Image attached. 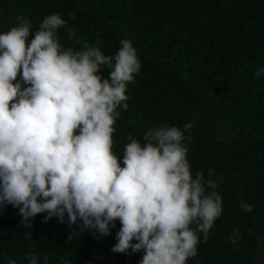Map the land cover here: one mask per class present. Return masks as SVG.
I'll return each instance as SVG.
<instances>
[{
  "label": "clouds",
  "instance_id": "obj_1",
  "mask_svg": "<svg viewBox=\"0 0 264 264\" xmlns=\"http://www.w3.org/2000/svg\"><path fill=\"white\" fill-rule=\"evenodd\" d=\"M17 19L0 33V207L19 208L27 228L37 214L46 213L45 223L67 215L70 228L80 221L76 236L86 229L107 236L119 220L113 253L143 250L139 264H187L198 254V233L207 241L223 212L214 169L209 178L192 175L185 143L192 122L149 128L145 143L123 146L121 166L113 151L118 109L129 108L127 88L141 70L131 40H121L114 57L87 41L65 49L57 30L79 42L68 27L74 13L46 16L34 33L30 19ZM261 76L264 67L255 71ZM240 239L239 228L228 236L234 246ZM27 258L38 264L35 254Z\"/></svg>",
  "mask_w": 264,
  "mask_h": 264
},
{
  "label": "trees",
  "instance_id": "obj_2",
  "mask_svg": "<svg viewBox=\"0 0 264 264\" xmlns=\"http://www.w3.org/2000/svg\"><path fill=\"white\" fill-rule=\"evenodd\" d=\"M53 13L65 20L75 14L68 27L79 42L66 28L57 30L65 49L87 41L114 57L129 39L137 51L141 70L128 85L129 108L118 109L113 134L121 166L123 146L145 143L149 128L192 122V139L185 141L192 175L209 178L214 169L223 212L207 241L198 233V254L187 264H253V253L264 252V76L255 77L264 67V0H0V33L18 17L30 19L34 33ZM241 200L254 205L252 212L239 207ZM45 215L30 218L27 228L19 208L0 207V264H30L29 253L38 264L45 255L47 264H139L143 257V250L111 251L119 220L97 238L87 229L73 235L79 220L70 228L67 215L63 223L57 217L45 223ZM236 228L242 239L234 246L228 236Z\"/></svg>",
  "mask_w": 264,
  "mask_h": 264
},
{
  "label": "rangeland",
  "instance_id": "obj_3",
  "mask_svg": "<svg viewBox=\"0 0 264 264\" xmlns=\"http://www.w3.org/2000/svg\"><path fill=\"white\" fill-rule=\"evenodd\" d=\"M261 247L264 251V241L261 242ZM252 261H253V264H263L264 263V252L262 251H258L256 250L254 253H253V256H252Z\"/></svg>",
  "mask_w": 264,
  "mask_h": 264
}]
</instances>
